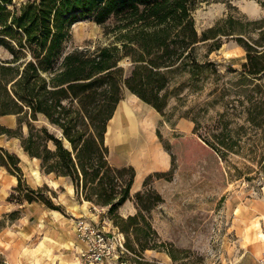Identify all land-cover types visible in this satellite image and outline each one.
<instances>
[{
  "label": "trees",
  "instance_id": "1",
  "mask_svg": "<svg viewBox=\"0 0 264 264\" xmlns=\"http://www.w3.org/2000/svg\"><path fill=\"white\" fill-rule=\"evenodd\" d=\"M200 1L27 0L16 6L14 0H0V45L11 53V57H0V136H19L23 150L39 160L45 174L70 180L79 202L106 207L125 234V246L134 254L135 264H160L146 259L147 250L164 251L174 261L177 258L160 240L147 215L163 200L147 188V181L145 189L135 194L137 212L119 213L132 198L136 170L133 165L113 164L106 136L126 91L165 115L170 99L185 86L186 82L177 81L181 76L189 75L190 82L215 69L214 61L201 62L198 45L214 39L208 49L211 53L221 46L223 35H231L245 48L244 74L264 75V17L232 14L199 32L194 11ZM81 16H90L104 27L105 36L111 39L108 44L66 50L71 26ZM124 60L128 67L122 64ZM131 110L141 115L148 130L154 113L147 107ZM9 114L27 122L26 134L2 123L1 118ZM40 117L44 122L38 125ZM249 120L264 127V113L250 111ZM214 135V139L201 134L177 137L165 145L171 169L156 174L172 176L181 164L209 178L223 177L222 161L235 148L224 136ZM137 137L131 139L134 147ZM146 147L147 151L142 149L145 155L152 154V143ZM0 166L17 175L16 190L22 189L20 156L0 145ZM23 197L64 210L43 188L27 185Z\"/></svg>",
  "mask_w": 264,
  "mask_h": 264
},
{
  "label": "rangeland",
  "instance_id": "2",
  "mask_svg": "<svg viewBox=\"0 0 264 264\" xmlns=\"http://www.w3.org/2000/svg\"><path fill=\"white\" fill-rule=\"evenodd\" d=\"M26 1L14 0V4L20 6ZM262 1L201 0L194 11L196 26L202 32L232 14H245L250 19L264 17ZM71 33L66 50L105 45L111 40L105 36L104 27L90 16L79 17ZM213 40L201 42L197 51L201 62L214 61L215 69L190 82L189 75L181 76L177 81L186 82L185 86L170 99L165 115L126 91L119 104L120 115L125 118L122 123L119 117L114 118L108 128L111 161L118 166L133 165L136 170L132 198L119 208V213L127 216L137 212L135 194L145 189V181L147 188H153L163 199L147 215L177 260L164 251L145 252L146 259L160 264H259L264 249V127L256 125L263 117L256 123L249 120L250 111L264 113V75L243 73L246 51L234 37L223 35L221 46L208 53ZM0 57H11L2 45ZM122 64L129 65L127 60ZM129 106L134 111L147 107L154 113L148 130L142 125L141 115L133 114ZM1 121L12 130L28 132L27 122L16 114L3 116ZM43 122L40 117L36 124ZM197 134L211 139L214 134L222 135L234 144L235 149L222 161L224 176L209 178L201 170L185 169L181 164L172 176L157 175L171 169V155L165 145L177 137ZM137 135L134 147L131 139ZM147 137L153 153L145 155ZM0 145L20 156L23 169L22 189L16 190L17 175L0 166V231L7 228L8 237L0 239V264H135L134 254L125 246V234L114 224L106 207L87 203L82 210L70 180L45 174L39 160L23 150L19 136L4 134ZM27 185L35 190L43 188L44 194L64 208L63 215L52 217L47 213L50 208L41 202L31 204L25 200ZM79 220L100 230L112 249L116 238L123 235V247L95 261L91 246L77 231Z\"/></svg>",
  "mask_w": 264,
  "mask_h": 264
},
{
  "label": "built area",
  "instance_id": "3",
  "mask_svg": "<svg viewBox=\"0 0 264 264\" xmlns=\"http://www.w3.org/2000/svg\"><path fill=\"white\" fill-rule=\"evenodd\" d=\"M76 228L82 240L91 246L90 249L93 250L92 257L95 261L103 260L105 256L115 252L118 246L123 247V235H119L121 237L116 238V242L114 243L116 246L112 245L111 247L114 246L112 249L108 245L107 237L100 230H97L91 223L86 222L85 220H79L77 221ZM258 262L259 264H264V249L258 258Z\"/></svg>",
  "mask_w": 264,
  "mask_h": 264
},
{
  "label": "crops",
  "instance_id": "4",
  "mask_svg": "<svg viewBox=\"0 0 264 264\" xmlns=\"http://www.w3.org/2000/svg\"><path fill=\"white\" fill-rule=\"evenodd\" d=\"M121 103V102H120ZM119 103V104H120ZM131 109V108H130ZM122 110V106H120V105H118V108H117V110L115 111V114H114V116H113V118L110 120V122H109V125H108V128L110 129V123L112 122V120L114 119V118H118L119 117V119H118V121H119V123H122L123 121V119L125 118V116L122 114V115H120V111ZM132 111V110H131ZM133 113V112H132ZM134 114V113H133ZM109 132V131H108ZM108 132H107V135H108ZM107 136H106V141H107ZM14 180V179H13ZM12 185H15L14 183H11ZM79 204L78 205H80L81 206V209L82 210H84V207H86V205H88L87 203H90V202H88V201H84L83 203L82 202H78ZM31 204H37V202H33V203H31ZM49 211L47 212V213H50V215L52 216V217H57V218H60L63 214L61 213V211H58V210H54V209H48ZM40 211L41 210H39V214H41L40 213ZM84 212H86V211H84ZM6 230H7V228H3V230L2 231H0V239L1 240H3V239H7L8 237H6ZM18 232H21V231H18ZM22 233V232H21ZM4 241V240H3ZM19 260H20V262H23V259H21V258H19Z\"/></svg>",
  "mask_w": 264,
  "mask_h": 264
}]
</instances>
